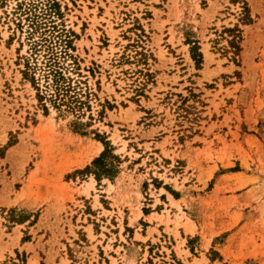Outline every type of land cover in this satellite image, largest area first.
<instances>
[{
    "label": "rangeland",
    "instance_id": "374dc122",
    "mask_svg": "<svg viewBox=\"0 0 264 264\" xmlns=\"http://www.w3.org/2000/svg\"><path fill=\"white\" fill-rule=\"evenodd\" d=\"M22 261L264 264V0H0V264Z\"/></svg>",
    "mask_w": 264,
    "mask_h": 264
},
{
    "label": "trees",
    "instance_id": "16d2710c",
    "mask_svg": "<svg viewBox=\"0 0 264 264\" xmlns=\"http://www.w3.org/2000/svg\"><path fill=\"white\" fill-rule=\"evenodd\" d=\"M232 44H235V42L234 41H232ZM236 47V46H235ZM197 48H193V52H194V50L195 51H197L196 50ZM239 49V47L237 46V50ZM194 57L196 56L195 55V53H194V55H193ZM197 56H198V58L199 59H195L196 61H197V63H200L201 62V54L200 53H197ZM57 74V76H55L56 77V79H55V85L57 86V95H56V97H57V99H59L58 97H60V95H61V92H65V93H69L71 90H73V89H71L72 87H71V85L69 84L68 86H63V85H60V83H66V79L61 75V73H56ZM69 80V79H68ZM68 83H70V80L68 81ZM63 96H64V94H63ZM61 101H62V99H60ZM74 102H79V100L78 99H75V101ZM80 103V102H79ZM106 145V149H105V151L103 152V154L98 158V159H96L95 161H94V163H93V166H94V171H93V173L98 177V176H100V175H107V174H109V170H107V165H106V157L108 156V154H109V152H110V148L108 147V145L107 144H105ZM22 263L23 264H25V261H22Z\"/></svg>",
    "mask_w": 264,
    "mask_h": 264
}]
</instances>
